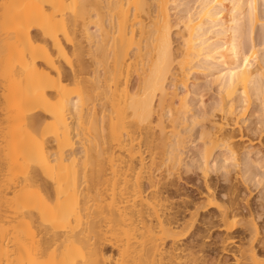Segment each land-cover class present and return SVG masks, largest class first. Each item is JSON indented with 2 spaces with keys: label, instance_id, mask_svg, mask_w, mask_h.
<instances>
[{
  "label": "bare ground",
  "instance_id": "bare-ground-1",
  "mask_svg": "<svg viewBox=\"0 0 264 264\" xmlns=\"http://www.w3.org/2000/svg\"><path fill=\"white\" fill-rule=\"evenodd\" d=\"M259 1L0 0V264H264L263 149L231 134L257 101L264 132V54L236 33Z\"/></svg>",
  "mask_w": 264,
  "mask_h": 264
},
{
  "label": "rangeland",
  "instance_id": "rangeland-1",
  "mask_svg": "<svg viewBox=\"0 0 264 264\" xmlns=\"http://www.w3.org/2000/svg\"><path fill=\"white\" fill-rule=\"evenodd\" d=\"M229 8H227L225 11L227 12L225 14L224 12V18L223 20H227L228 18L230 19V11L228 13V10ZM262 9H263V2L262 0L259 1V14L261 15L262 14ZM230 10V9H229ZM246 12H244V14L246 15L245 18L241 21V23L237 26V29L238 31L236 32L237 35H241L240 37V43L242 42V49L243 51L242 52H245L246 54L250 53L249 50L251 49H255L257 51L258 56L259 57H262V55L264 54V30H263V27L260 23L256 24V25H251V22L249 20V17L247 16V13H248V9L245 10ZM243 14V16H244ZM176 17V16H175ZM229 19L227 21H229ZM239 33V34H238ZM233 34H231L232 36ZM230 32L227 34V36L225 37L226 39L224 40H228L230 37ZM228 37V39H227ZM243 53V54H245ZM64 62V61H63ZM65 65H67L66 63H64ZM207 73V74H206ZM206 73H203L200 74V72H197L196 74H194V76L192 77V83L190 81V88L191 90L193 88V93L196 95V97H202V99L204 100V103H205V109L203 110L204 107L202 108H199L200 106H198L196 108V113H199V114H202L205 112V114H207V116H210L211 114V108L213 107V103H215V101L218 100V85L216 83L213 82V76H211L212 74L209 72H206ZM206 74V75H204ZM209 75V76H208ZM264 76V75H263ZM264 78V77H263ZM193 86V87H192ZM197 90V91H196ZM183 91V90H181ZM180 91V92H181ZM190 91V89H189ZM195 91V92H194ZM190 92V93H192ZM197 92V93H196ZM183 93V92H182ZM192 93V94H193ZM201 95V96H200ZM7 105L6 104H3L2 105V108H6ZM198 109V110H197ZM249 115H247L245 117V120L242 119L240 120V124L238 123V125H240L237 129L234 128V131L232 130L231 134H233L236 138V143L237 145H241L243 146L245 144L248 145L246 146L248 149H263L261 150V155H264V132H261V130H255L257 127L261 128L260 125H257L258 122L260 121V118L262 117V112H261V105H260V102L257 101V102H253V104L251 105V107L249 108ZM201 112V113H200ZM210 114V115H209ZM252 115V117H251ZM216 118L218 119L219 116L216 114ZM247 120V121H246ZM243 121V123L241 122ZM244 121L246 123H244ZM207 122H205L206 124ZM208 124V123H207ZM230 132V131H229ZM243 136L244 137V140L240 141L239 138ZM249 142H248V141ZM252 140L254 141V145L253 146H250V141L252 142ZM255 146V147H254ZM244 147V146H243ZM251 147V148H250ZM247 149V150H248ZM255 149V150H256ZM8 151L5 152V154H7ZM237 171V170H236ZM235 170L232 172V175L231 176V179L233 180V184L238 186L239 187V190L242 191V193L245 195L246 194V197H248L247 195H249V199H251V203H252V207L254 208V210H261V207H260V204H261V197L264 195V190H263V187L260 186L258 189H256L255 187H253V185H251L250 189L252 188V190H248V188H246L247 186H244L242 181H241V175L240 173H237ZM161 172V171H160ZM162 173V172H161ZM160 173V174H161ZM159 174V175H160ZM238 174V175H236ZM240 175V177H239ZM190 176H192L191 178H189ZM237 177V178H236ZM183 181L180 183L181 185V195L183 194L185 197L188 198V200H192V201H196V200H199L201 201V199H199V190H201L202 192H206V190L204 189V186H203V182H202V179H201V176L196 174V175H193V174H189V175H183ZM234 178V179H233ZM235 180V181H234ZM213 182L215 183H218L220 185H224V181H223V178H220V180L217 178V176L214 174L213 175ZM48 181L44 180L42 183L43 184H46ZM186 182V184H185ZM189 184V185H187ZM262 187V189H261ZM38 188V187H36ZM199 189V190H198ZM249 191L247 192L246 191ZM261 190V191H260ZM252 191V192H251ZM249 193V194H248ZM180 195V196H181ZM182 195V196H183ZM180 196L176 197L173 201V203L175 204V206H179V205H182V198L180 199ZM202 202V201H201ZM212 213H215L214 210L211 211ZM247 209L245 210V213H247ZM264 216L262 217V219L258 220L259 222V226H262L264 223ZM202 226V225H201ZM199 229L201 230V228L199 227ZM242 228H239V231H241ZM215 234L214 230L211 234V236L215 239L216 238V235H213ZM237 235H240V236H244L242 234H237ZM212 238H208L206 240H203V241H206V245H209L210 242H212ZM204 247H205V244H204ZM236 248H234L235 250ZM209 253V252H208ZM210 256H209V259L210 261H215V259L217 258L219 252L218 251H211L210 253ZM201 256V255H200ZM203 259V258H202ZM231 260V261H230ZM227 264H234L233 261H232V258H228V263Z\"/></svg>",
  "mask_w": 264,
  "mask_h": 264
}]
</instances>
